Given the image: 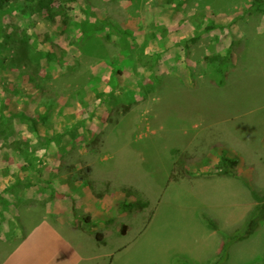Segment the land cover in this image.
I'll list each match as a JSON object with an SVG mask.
<instances>
[{
    "label": "rangeland",
    "instance_id": "1",
    "mask_svg": "<svg viewBox=\"0 0 264 264\" xmlns=\"http://www.w3.org/2000/svg\"><path fill=\"white\" fill-rule=\"evenodd\" d=\"M22 1L0 10V42L2 31L19 34L0 53V117L13 115L0 122V257L45 217L54 192L66 198L46 179L66 173L96 194L102 172L117 195L124 186L123 202L145 203L112 210L125 246L117 259L264 263V222L220 252L222 233H243L250 188H264V0H77L55 21L23 13ZM81 21L103 30L82 41ZM22 32L57 59L26 64ZM228 50L223 76L205 59ZM223 151L238 161L235 176H208ZM183 152L193 157L185 168L175 162Z\"/></svg>",
    "mask_w": 264,
    "mask_h": 264
},
{
    "label": "crops",
    "instance_id": "2",
    "mask_svg": "<svg viewBox=\"0 0 264 264\" xmlns=\"http://www.w3.org/2000/svg\"><path fill=\"white\" fill-rule=\"evenodd\" d=\"M100 120L101 127H107L104 119ZM63 150L68 152L69 147L66 146ZM29 183L30 181L26 182ZM45 183L48 187L57 189L56 191H64L66 198L61 199L54 192L53 199L46 205L45 217L27 227L24 238L0 257V264H133L126 259H117V252L125 246H119L115 235L118 229L115 231L117 227L112 228V210L119 214L118 203L124 199V186L117 188V195L111 188V181L103 177L102 172L95 180L99 188L96 194L85 186L80 189L83 185L81 178L66 173L46 179ZM71 184L78 188L73 191ZM74 212L79 215L75 219ZM77 222L78 224H74ZM93 223L98 224L96 231L89 228ZM124 230L126 231V227L121 228L119 234ZM213 232L215 231L210 233ZM2 241H5L4 236ZM8 244L11 245L12 242ZM203 244L205 252L210 243Z\"/></svg>",
    "mask_w": 264,
    "mask_h": 264
},
{
    "label": "trees",
    "instance_id": "3",
    "mask_svg": "<svg viewBox=\"0 0 264 264\" xmlns=\"http://www.w3.org/2000/svg\"><path fill=\"white\" fill-rule=\"evenodd\" d=\"M14 0H0V10H3L6 6H11L12 2ZM77 0H23L22 3H20L21 11L28 15H34L38 13L45 12L47 14V20L49 21H55L57 16H64V14L72 9V4H75ZM254 5L258 8L260 4L258 3V0L254 1ZM78 29L81 34V40L86 41L88 38H90L92 35H94L96 32L102 31L103 26H101L99 23H91V22H84L81 21L78 25ZM21 39H19L20 45L23 47V60H25L26 64L31 63L32 61H39L41 58L46 59L48 62L53 61L56 58V55L53 51L47 50V51H39L36 49V44L34 41L31 40V37L27 35L26 33L22 32ZM19 36L18 31H13L10 35L6 33V31H2V40L0 42V53L8 49V46L15 41V36ZM192 40H196L193 38ZM32 48L34 51H28V48ZM225 55L220 54H211L206 56V64L215 72L225 76L226 73L229 70V66L231 64L230 59V52L227 51ZM24 117V113H19L17 117ZM11 117L13 115L2 118L0 117V122L6 121L9 123L11 121ZM176 151L172 150L171 153L174 156V153ZM180 159L183 163V167H186V163L193 159L189 154L183 152L180 154L178 159H175V162L181 163ZM181 163V166H182ZM238 161L235 158H232L228 156L224 151L219 157L218 165L219 169L216 171H212L207 173L210 177H233L234 175V168L237 165ZM184 173L188 175H194L193 173L184 170ZM250 193L252 199L256 202L253 208L248 212L245 221H244V227H243V233L241 234L240 227L236 228L231 233H222V240L220 243V252L222 258L224 255H226L228 247L231 243L235 241H239L242 239H245L252 235L264 222V188L258 189V188H250ZM144 202L140 200L136 201H127L123 202L121 201V209L128 214L134 213L136 210L144 206ZM88 221V218L85 220ZM204 222L207 224L209 229L213 231L218 230V222L210 217H207L204 215ZM24 238V237H23ZM22 238V239H23ZM264 264V263H259Z\"/></svg>",
    "mask_w": 264,
    "mask_h": 264
}]
</instances>
